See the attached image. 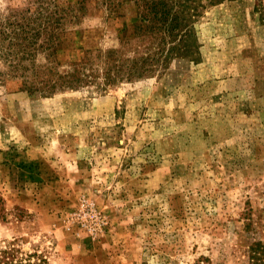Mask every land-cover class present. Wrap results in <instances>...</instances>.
<instances>
[{
	"label": "rangeland",
	"instance_id": "obj_1",
	"mask_svg": "<svg viewBox=\"0 0 264 264\" xmlns=\"http://www.w3.org/2000/svg\"><path fill=\"white\" fill-rule=\"evenodd\" d=\"M54 1L0 0V21ZM98 1L66 23L62 60L131 37L132 3L109 14ZM204 3L197 52L152 76L49 96L22 74L0 80V250L41 264L246 263L250 219L264 239V21L255 0ZM83 200L105 223L96 236L73 221Z\"/></svg>",
	"mask_w": 264,
	"mask_h": 264
},
{
	"label": "trees",
	"instance_id": "obj_2",
	"mask_svg": "<svg viewBox=\"0 0 264 264\" xmlns=\"http://www.w3.org/2000/svg\"><path fill=\"white\" fill-rule=\"evenodd\" d=\"M212 3L215 0H205ZM109 14L125 3L135 11L132 35L122 47L108 51H88L80 59L62 60L65 25L78 19L86 0L76 6L56 0L34 14L0 21V60L7 63L1 81L20 75L23 89L49 96L56 91L92 85L105 89L122 81L152 76L175 58L197 52L193 25L206 7L204 0H100ZM255 11L264 21V0H255ZM39 57L42 58L39 61ZM4 60V61H3ZM252 238L247 244L245 264H264V239L256 238L253 220L246 224ZM0 264H41L23 259L13 249L0 250Z\"/></svg>",
	"mask_w": 264,
	"mask_h": 264
},
{
	"label": "built area",
	"instance_id": "obj_3",
	"mask_svg": "<svg viewBox=\"0 0 264 264\" xmlns=\"http://www.w3.org/2000/svg\"><path fill=\"white\" fill-rule=\"evenodd\" d=\"M73 221L87 229L91 235L96 236L99 231H102V226L105 224L101 216L96 211L93 203L83 200L78 210L73 213Z\"/></svg>",
	"mask_w": 264,
	"mask_h": 264
}]
</instances>
